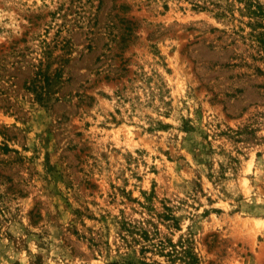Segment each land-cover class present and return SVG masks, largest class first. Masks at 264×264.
Here are the masks:
<instances>
[{
  "label": "rangeland",
  "instance_id": "rangeland-1",
  "mask_svg": "<svg viewBox=\"0 0 264 264\" xmlns=\"http://www.w3.org/2000/svg\"><path fill=\"white\" fill-rule=\"evenodd\" d=\"M264 264V0H0V264Z\"/></svg>",
  "mask_w": 264,
  "mask_h": 264
},
{
  "label": "trees",
  "instance_id": "trees-1",
  "mask_svg": "<svg viewBox=\"0 0 264 264\" xmlns=\"http://www.w3.org/2000/svg\"><path fill=\"white\" fill-rule=\"evenodd\" d=\"M187 264H190L189 262Z\"/></svg>",
  "mask_w": 264,
  "mask_h": 264
}]
</instances>
